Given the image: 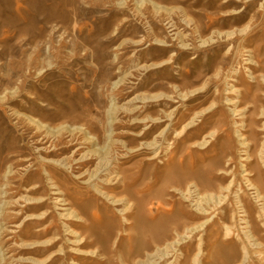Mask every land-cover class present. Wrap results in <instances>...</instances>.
<instances>
[{
    "label": "rangeland",
    "instance_id": "obj_1",
    "mask_svg": "<svg viewBox=\"0 0 264 264\" xmlns=\"http://www.w3.org/2000/svg\"><path fill=\"white\" fill-rule=\"evenodd\" d=\"M0 97V187L7 170L10 201L37 182L32 195H44L50 213L44 223L25 224L24 209L13 217L20 203L6 208L0 264H264L263 200L243 177L246 169L264 194V0H0ZM112 105L137 111L110 118ZM29 116L94 135L95 148L82 151L99 149L102 157L79 159L78 140L70 145L57 132L43 138ZM44 157H68L72 169L48 166ZM100 158L106 169L90 180L121 176L109 191L132 201L125 215L124 203L84 184ZM45 168L87 219L71 225L92 240L80 249L97 255L73 249ZM236 196L256 239L250 244ZM47 225L41 239L54 235V247L22 245ZM56 249L57 258L48 257Z\"/></svg>",
    "mask_w": 264,
    "mask_h": 264
},
{
    "label": "bare ground",
    "instance_id": "obj_2",
    "mask_svg": "<svg viewBox=\"0 0 264 264\" xmlns=\"http://www.w3.org/2000/svg\"><path fill=\"white\" fill-rule=\"evenodd\" d=\"M124 1V0H123ZM229 3V2H228ZM156 4V3H154ZM159 10V9H158ZM164 10V9H163ZM235 11V10H234ZM157 12V11H156ZM188 18V17H187ZM190 18V17H189ZM187 24V23H186ZM211 34V33H210ZM209 34V36H210ZM181 37V36H180ZM210 38V37H209ZM202 40V39H201ZM204 40V39H203ZM183 41V40H181ZM202 42V41H201ZM160 45V44H159ZM200 45V44H199ZM203 45V44H202ZM182 46V45H181ZM205 46V45H204ZM245 51H248V50H245ZM248 58V57H247ZM168 59V58H167ZM245 60V59H244ZM248 60V59H247ZM169 60L162 62L161 64H151V66H154V67H158V66H161V65H164L166 63H168ZM250 62V61H249ZM162 67V66H161ZM251 78H254V76H251ZM123 83V79L122 77L114 83V86H120L121 84ZM232 88V87H231ZM229 90V89H228ZM235 92H239L238 89H234ZM191 93V92H190ZM11 94L12 91H11ZM184 95V94H183ZM137 97V96H136ZM135 97V98H136ZM135 98H131L127 101V103H130L132 102L133 100H135ZM141 98V97H139ZM151 98H154V97H151ZM111 100V99H110ZM0 101H3V99L0 97ZM143 101V100H142ZM112 102V101H111ZM111 105V104H110ZM112 109L110 110L111 113H110V118H114V114H116L115 112L118 111V110H121V109H125L127 112H132L134 110H136L137 107H129V108H123L121 105L120 106H113L112 105ZM248 107V106H247ZM244 109H238L237 111L238 112H243ZM108 111V110H107ZM137 111V110H136ZM235 111V109H234ZM108 113V112H107ZM21 114V113H20ZM20 114H17V115H20ZM195 115V114H194ZM25 116V115H24ZM27 119V123L29 125H34V129L36 130L35 133L37 135H43V138H47V139H50L52 135H54L56 132L57 134L61 136H63L64 134H67V137L69 138V142H70V145H72L73 141L74 140H78L77 143V146L75 147L74 149V154L75 153H81L79 159H83L84 161L85 160H90L92 156H95L97 158H99L100 156L102 157V153H100V150L99 149H90V150H86V151H82L84 148H87L89 149L90 147H92L94 144H95V140H94V135H88L86 134L85 132L82 133V135H78L77 136V133H74L72 130H62L63 129V125H58L57 127H50V125L46 126L43 122L41 121H38V120H35L33 117L29 116L26 118ZM159 118H153L152 119V123H157L159 122L160 120H157ZM139 121V120H138ZM241 124H242V121H239ZM113 123V119L111 122L109 123H106V126H109ZM66 125V124H65ZM187 125V124H186ZM67 126V125H66ZM65 126V127H66ZM240 126H244V125H238V126H235V127H240ZM73 128V126H72ZM238 130V129H237ZM55 132V133H54ZM145 132V131H144ZM144 132H142V134H144ZM90 133V132H89ZM141 133H138L136 134L137 136L139 135H142ZM109 135V133H108ZM107 134H105V137H108ZM241 136V139L240 140H247V137L244 135V133H241L240 134ZM109 139V138H108ZM239 140V141H240ZM244 140V141H245ZM97 141V140H96ZM110 146H112L114 143H116L115 140H111L110 139ZM242 142V141H241ZM97 143V142H96ZM144 145H147V146H154L155 145V142H150V143H147ZM248 140L247 142L244 144L242 143L241 144V147H248ZM97 146V145H96ZM92 148H95V147H92ZM153 148V147H152ZM107 150V149H106ZM41 151V150H39ZM105 151V150H104ZM135 151V150H134ZM245 152V150H242ZM109 153V152H108ZM156 157V156H155ZM150 159L153 158L152 157H149ZM74 159V158H73ZM108 159V158H107ZM252 158L250 155H247V157L245 159H242V161H245V162H248L250 161ZM46 165H54V166H57L61 169H64V170H68L69 168L72 169V166H70L71 162L69 160L68 157H65V158H62V159H48L46 157L43 158L42 160ZM82 161V160H81ZM101 158H100V161L99 163L96 165V167L92 170V173L89 174V178H87L84 182L85 185H88L90 186V188L92 189V191L97 195V196H100L102 197L103 199H107L109 201H111V203L113 205H119L120 203H124L123 204V208L124 209H121L122 214L125 215L126 213H128L132 208H133V203L132 201H130V199H124L122 197H117L115 195H113L112 193H110L109 189H112L113 186H115L121 179V176H117L116 174L114 176H112L111 180L108 179V178H104L102 179H99L97 180L95 183H94V180H90L93 176V174H96L98 173L97 171L100 170L105 164L106 162L104 163H101ZM106 161V160H105ZM103 162V161H102ZM108 162V161H107ZM82 163V162H80ZM10 166V165H9ZM66 166H68L67 168H65ZM12 167V166H11ZM103 169V168H102ZM106 168H104L102 171H104ZM245 173L243 174V177L244 178V181H245V185L246 187H248L249 189H253L255 190V192L257 193V195L260 197L261 200H263V203H262V207H261V211H264V194L261 192L260 188L254 183L252 182V180L250 178H248V176H251L252 174L250 172H247L246 169L243 170ZM3 174L1 175V179L3 180V183H2V187H0V203L2 204L1 206L3 207V211L1 212V215L0 217L2 218H5L4 215L6 214V208L14 203V204H19V207L20 209L16 212L13 213V217H15L16 215H20V212L24 209L25 211H27L28 213L24 212V218L22 221H24V223H32V224H41V223H44L48 217L50 216V213L47 212V207H48V203L46 202V198L44 197V195L42 196H38V195H32L33 193H37L39 192L40 190V185L35 182V183H32L30 184L29 186H26L24 187L25 189V192L26 194L25 195H19V197L15 200H9L10 198V194H9V190H10V186H11V182L13 179H10V173L11 171L10 170H7V171H4L2 172ZM110 173V172H109ZM223 173V172H222ZM100 174V173H99ZM45 177H46V181L47 183L49 184V189L51 190V195H54V204L56 207H60V210H62V212H59V215L60 216H63V219L65 221H67V226H66V230H68V235H70L72 237V243L75 245V248H73L74 250H76L78 253L80 254H84V255H90V254H94V255H97L98 251L97 250H82L80 249L81 246H84L86 245L87 243L91 242L92 243V240L89 238V237H86L85 235L83 234H79L77 230H75L74 228L71 227V225H76L79 224V225H85L86 222H87V219L85 218V216L83 215V213L81 211H79V209H77L75 206L72 205L71 201H69V199L66 197V192L65 190L59 185V183L57 182V180L54 178V175L51 171H49L47 168H45L44 170V174H43ZM80 177H84V172H81L79 173ZM113 179H116L115 181ZM21 180V179H19ZM234 177H232V179L229 181V183L227 184L226 187H224L225 190H228L229 187L232 186L233 182H234ZM111 181H114L113 184L111 185ZM121 184H123V182H121ZM15 187V186H14ZM14 189V188H12ZM197 195V194H196ZM238 195V194H237ZM237 197V200H236V204L237 205V209H238V217H239V224H242L241 229L243 230V235L245 237V240L247 241V243H249V238H253V241H255L256 239L254 238L253 234H252V231H251V227H250V224H249V221L246 219L247 217V214H246V211L243 207V204L241 203V200L239 199L240 197L239 196H236ZM225 197H221L220 199V202L224 200ZM199 200V199H198ZM197 200V201H198ZM53 204V205H54ZM122 207V206H121ZM14 208V206H13ZM62 208V209H61ZM63 211H67L65 214H63ZM208 211V210H207ZM207 211L205 209H202V208H199L198 209V212L199 214H207ZM9 215V214H8ZM7 215V216H8ZM12 217V216H11ZM65 217V218H64ZM125 221H126V218L123 216L122 217ZM208 217H206L205 219H207ZM6 219V218H5ZM2 221V220H1ZM54 223V222H53ZM66 224V223H65ZM202 224H204V222H202L200 225L198 226H202ZM51 225V224H50ZM49 225L41 228L40 230H37V234H36V240L34 241H31V242H23L22 245H28V246H31V248H49V247H54L56 244H57V239L54 238V235L50 238H45V239H41L44 235H46L49 231V228H48ZM1 228V227H0ZM189 228V227H188ZM37 229V228H36ZM225 235L228 236L231 232V229L229 226H225ZM189 231V229H188ZM54 232V231H53ZM56 233V232H54ZM53 233V234H54ZM189 235V233H188ZM76 236L79 238V239H73V238H76ZM187 237V236H186ZM237 239L239 240V236H237ZM162 239V238H161ZM69 240V239H68ZM153 240V239H152ZM156 240V239H154ZM158 241V240H157ZM155 241V242H157ZM252 241V242H253ZM154 243V242H153ZM160 244V243H159ZM250 244V243H249ZM72 245V246H74ZM258 245H262L260 242L257 243V246ZM146 246V245H145ZM150 246V245H149ZM148 246V247H149ZM164 246V245H162ZM170 246V245H169ZM151 247V246H150ZM242 249H243V253L245 254H248V248L246 245H243L242 246ZM166 250V249H165ZM35 251V250H34ZM57 249L54 250L53 252H51L49 256H52L54 257L53 259L57 258V256L59 255ZM75 252V251H74ZM147 252V251H146ZM34 253V252H33ZM153 253V252H152ZM168 253V252H167ZM145 254V253H144ZM149 254V253H147ZM99 255H102V254H99ZM244 255V254H243ZM242 255V256H243ZM71 256V255H70ZM150 256V255H149ZM64 257V256H63ZM78 257V256H77ZM142 257V256H140ZM144 257V256H143ZM158 257V256H157ZM242 258V257H241ZM139 259V258H138ZM150 259V257H149ZM148 259V260H149ZM168 259V258H167ZM243 259V258H242ZM241 259V260H242ZM30 260V259H29ZM147 260V261H148ZM164 260V259H163ZM244 260V259H243ZM31 261H32V258H31ZM35 262H38V264H40L42 261L40 260H35ZM154 262V260H153ZM147 264H150V261L149 263ZM153 264V263H151ZM241 264V262H240Z\"/></svg>",
    "mask_w": 264,
    "mask_h": 264
}]
</instances>
